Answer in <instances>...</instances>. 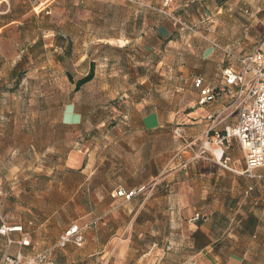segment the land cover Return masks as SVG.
I'll list each match as a JSON object with an SVG mask.
<instances>
[{"label": "rangeland", "instance_id": "1", "mask_svg": "<svg viewBox=\"0 0 264 264\" xmlns=\"http://www.w3.org/2000/svg\"><path fill=\"white\" fill-rule=\"evenodd\" d=\"M147 1L127 0L122 6L87 0H47L42 6L43 0L19 1L17 10L28 16L16 44L21 52L18 70L12 72L13 66H3L0 59V224H25L32 244L20 249L0 234V261L19 250L34 255L48 249L51 255L58 251L55 264H213L207 255L218 262L238 249L244 259L264 264V184L241 174L230 177L225 170L218 178L208 176L209 165L218 166L212 160L213 142L205 152L208 159H200L204 171L198 175L194 165L199 160H188L191 135L183 122L186 116L202 117L210 108L223 112L226 123L235 119V110L226 109L225 102L219 109L214 107L217 100L209 106L198 103L191 73L205 72L212 84L219 80L220 68L213 60H200L206 45L227 64L259 45L264 51V0H224L222 5L217 0H169L167 5L165 0ZM135 16L170 24V34L158 36L153 29L152 41L135 37V28L142 30L135 27ZM90 71L92 78L76 88V81ZM66 103L80 113L76 127L63 124L68 122L62 111ZM151 108L168 121L145 133L140 114ZM204 141L205 135L198 137L194 150ZM224 149L226 163L241 170L237 140ZM72 153L88 171L66 166ZM157 173L172 174L152 194L150 187H141L136 199L119 201L113 213H104L105 191L111 186L140 177L145 184ZM89 175L101 184L99 192L93 196L83 190L80 201L94 214L74 217L70 201V209L57 210L39 235L36 220L47 214L49 204L44 191L54 188L48 181L81 182ZM185 181H194L192 189L193 184L203 188L201 196L189 201L192 208L226 214L218 226L229 227L232 234L218 253L213 249L200 254L191 248L188 254L193 221L180 213V208L190 207L177 196ZM68 196L56 194V205ZM74 223L83 227V243L58 248L59 234ZM254 227L258 235L251 237ZM107 242L117 245L109 258Z\"/></svg>", "mask_w": 264, "mask_h": 264}, {"label": "crops", "instance_id": "2", "mask_svg": "<svg viewBox=\"0 0 264 264\" xmlns=\"http://www.w3.org/2000/svg\"><path fill=\"white\" fill-rule=\"evenodd\" d=\"M19 1L20 0H0V59L3 61V66H7V67H9L10 65L13 66L11 67L12 72H16L18 70L17 66L20 65L21 52H18V50L16 49V44L19 41L22 28L24 27L26 23L25 19L28 16V12L17 10L19 8V5H18ZM22 1L24 2V0ZM46 1L47 0H43V2H41L39 5L42 6ZM87 1L89 2L102 1L106 4L118 2L121 6L127 5V0H87ZM144 1L148 2L147 0H144ZM190 2L192 3L194 2V0H190ZM217 2L220 5L225 3L224 0H217ZM134 18H135V22H134L135 27H137V25H140V27H142V30L140 32H137L135 28V33H134L135 37H145V38H148L147 41H152L153 32L151 30L153 29L156 32L155 34L158 36L164 37L165 35L170 34V28H171L170 24L163 23L162 25H158L151 19L149 21L146 19L143 20L141 16H139V18L135 16ZM125 20L127 22V18H125ZM144 29H150V31H146L145 33H143ZM214 53H215L214 48L212 46L206 45L204 49L201 51V54L199 57H200V60H205V61L213 60L212 65L214 64L215 67L220 68V74L218 78L219 80L218 81L216 80V81L217 83H222L223 80H222L221 71L223 67L227 65L237 66L238 63L236 60L235 63L230 62L227 64L225 63L224 58H221V57L219 58L217 55H214ZM193 72L194 73H191L192 75L191 77L199 75L203 78L205 84H209V83L211 84V81L208 80L205 72H202L200 70H193ZM193 88L196 89L195 87ZM216 100L217 102L214 103L215 105L214 107L219 109L223 107V104H222L223 102H225L226 105L228 104L229 98L227 97L226 94H222ZM214 101H212L211 103H213ZM211 103H208L204 106H209ZM62 111H63V114H65V116L68 119V122L63 123V124L67 126L76 127L77 123L74 121L78 120L80 113L78 112V110H76L75 106L72 103H66L62 106ZM209 112H214V111L211 110L210 108L206 112V114ZM206 114L202 115V117L194 116V118L192 117L190 118L186 116L185 120L183 121L187 125V126H184V128H186L187 132L191 135V138L189 139L186 145V147H189V149L187 150L188 152L189 150H192V151L194 150V148L192 147V144L197 140V138L201 136L203 137L204 135V132L208 126V121L205 118ZM165 120L168 121V119H165L162 113L156 108L148 109L140 114V125L141 127H143L142 131L145 133L153 132L161 128ZM219 121L220 122L218 124V128H222L223 125H225L226 123L225 119L221 120V116H220ZM88 156L91 159V157L93 156V152H91L90 155ZM80 161H81V157L72 153L66 160V166L71 169L75 168L82 173L85 170L88 171V168H87L88 166L86 167V169L81 167ZM195 163L196 164L194 166H197L198 168L196 170L200 171L198 175L202 176L204 169L202 170L199 167L202 164L201 160L196 161ZM223 170H225L226 174L232 177L233 174H236V175L238 174L236 170H239V169L236 166L234 167L229 166V168H226L219 164L218 166L209 165V173H208L209 175L208 176H211L212 178H218L219 176H221V174L224 173ZM171 174L172 173H169L168 175H165L164 177H159L158 176L159 174L157 173L155 178L151 176L150 182H146L145 184H142V178L140 177L138 178L139 179L138 182L135 181V182L127 183L125 181L117 185L111 186L109 190L105 191L107 195V199L105 201V208L103 209L104 213L110 215L111 213L115 211V204L117 202L129 200V199H126L124 196L117 195L116 191L118 189H123L126 191H129L131 189H138V193H139L142 190L141 187H147V188L150 187L151 189L150 194H152L154 187L157 186L161 181L168 178ZM52 182H54V188L52 189L47 188L44 191L46 196H49V199H48L49 204L47 205V214L44 215L42 218H40V220L38 219L39 221L36 220L37 221L36 226L39 229L38 230L39 235H42L41 228L50 223V221L54 218L55 216L54 214L57 212V210L70 209V206L67 205L68 202L70 201L74 203L72 207V210L75 212L73 214L74 217L90 216L94 214L93 208L87 205L86 203H84V201H80V197H81V194L82 193L84 194L85 191L86 193H90L91 195L94 196L96 193L99 192L98 187L101 186V184H99L96 180H94V178L93 179L90 178V175L86 177L84 180H82L81 182L79 180H73V179H71L68 182L62 178L58 180H49L47 183V186L51 187ZM193 182L194 181L183 182L182 183L183 189L178 191L177 193V196L179 197L178 199L179 202L186 203L190 207V208H187V207L180 208L179 210L180 213L183 216L190 218L191 221H193L192 222L193 227H188V236H187L188 254H190L191 248H193V250L196 253H200V254H206L208 253V251H211L213 249H215L217 251L216 253H218V251H220L221 248H223L222 246L224 245V240L226 239V236H230L232 234L230 232L231 229L229 227L219 228L218 226L219 219L221 217H225L226 214L222 213V211H214V210L213 211L205 210L204 212H202V210L201 211L199 210L198 212L196 206L195 207L193 206L192 208L189 201H191L192 199L195 200V197L198 195L201 196V192H203V190H201L203 189L202 186L198 188L197 185L195 186V184H193L194 189H192L190 184ZM67 186H70L71 190H68ZM172 186H175V183L172 184ZM80 188H83V189L80 190ZM58 193L64 194V195L69 194L71 196H68L67 199L61 202L62 203L61 205L60 204L56 205L54 197ZM137 196L138 195L136 194L132 196L130 199L134 200L136 199ZM147 198H148V195L146 196L145 200ZM140 208H142V202L139 204V208L137 210H139ZM32 217L36 219V217L34 216ZM237 221H241V217L238 218ZM29 223H32V221H29ZM14 224H17V223H14ZM18 224H21V223H18ZM24 226L26 228L25 224ZM257 232H258L257 227L252 228L250 232L251 237H256L258 235ZM13 233H17V236ZM235 233L237 235H240L239 230H237ZM10 236H12L15 239H18L21 237V233L12 232ZM18 247L20 249L21 247L22 249H27L26 248L27 246L18 245ZM116 249H117V245L111 242H107L106 244H104V251H106V257L108 258L109 256H111L112 251ZM214 255L217 257H220V254H214ZM57 256H58V251H56V254L51 255L50 258L52 261H57V258H58ZM244 256H245V253H243L241 250L233 249L232 251L228 252V258H225L226 257L225 256L223 260L221 261L215 262L214 260H212L210 256L208 257V255H207V258H208V261H210L213 264H261L255 259H249V260L244 259Z\"/></svg>", "mask_w": 264, "mask_h": 264}, {"label": "built area", "instance_id": "3", "mask_svg": "<svg viewBox=\"0 0 264 264\" xmlns=\"http://www.w3.org/2000/svg\"><path fill=\"white\" fill-rule=\"evenodd\" d=\"M169 0H165L167 5ZM177 21V19H176ZM237 66L227 65L221 71L222 83L205 84L201 76H193L191 83L198 91V103L206 105L216 100L220 95L226 94L229 98L226 109L233 108L236 118L231 123H226L218 128L220 116L225 119L223 112H209L205 118L208 126L204 132L206 141L200 142L188 158L189 161L208 159L205 152L210 143L217 146L212 150L213 159L219 165L229 168L227 157L223 158L225 148L231 140L236 139L243 155V168L236 170L238 174L252 179L261 180L264 184V51L259 45L256 49L244 52L236 57ZM223 109V111L225 110ZM179 133V131H177ZM207 138L209 140H207ZM189 162H184L187 166ZM138 191L118 189L117 195L129 199ZM1 193V183H0ZM12 232L21 233L18 239L12 238ZM0 234L7 237L8 244L16 243L20 246L31 244L30 234L23 224H10L2 220ZM84 241L83 227L74 223L64 229L58 236L56 246L65 247L72 242L81 245ZM51 251L44 249L34 255L23 254L20 250L14 254L5 255L0 264H55L51 258Z\"/></svg>", "mask_w": 264, "mask_h": 264}, {"label": "trees", "instance_id": "4", "mask_svg": "<svg viewBox=\"0 0 264 264\" xmlns=\"http://www.w3.org/2000/svg\"><path fill=\"white\" fill-rule=\"evenodd\" d=\"M93 76V72L90 71L88 74H86L84 77L78 79L76 81V88L85 83L86 81L90 80Z\"/></svg>", "mask_w": 264, "mask_h": 264}]
</instances>
